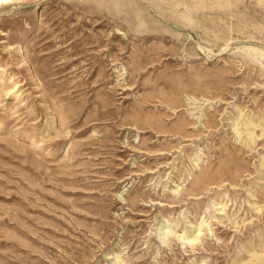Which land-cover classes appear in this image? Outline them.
Listing matches in <instances>:
<instances>
[{"label": "rangeland", "instance_id": "1", "mask_svg": "<svg viewBox=\"0 0 264 264\" xmlns=\"http://www.w3.org/2000/svg\"><path fill=\"white\" fill-rule=\"evenodd\" d=\"M0 264H264V0H2Z\"/></svg>", "mask_w": 264, "mask_h": 264}, {"label": "bare ground", "instance_id": "2", "mask_svg": "<svg viewBox=\"0 0 264 264\" xmlns=\"http://www.w3.org/2000/svg\"><path fill=\"white\" fill-rule=\"evenodd\" d=\"M1 1H2V0H0V2H1ZM198 231H200V229H199ZM195 241H197V239H192V238H191V239L189 240V242H195Z\"/></svg>", "mask_w": 264, "mask_h": 264}]
</instances>
